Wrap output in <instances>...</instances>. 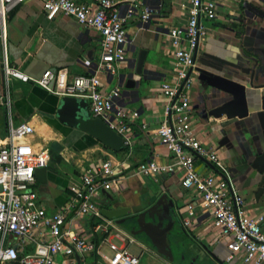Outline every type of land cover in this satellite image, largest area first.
<instances>
[{"label":"built area","instance_id":"1","mask_svg":"<svg viewBox=\"0 0 264 264\" xmlns=\"http://www.w3.org/2000/svg\"><path fill=\"white\" fill-rule=\"evenodd\" d=\"M24 1L0 0V62L6 85L17 79L58 96L84 97L90 114L100 116L123 137L124 145L129 144L130 111L118 104L119 86L101 89L99 73H115L119 62L126 59L130 44L126 25L133 20L148 23L159 13L161 0L156 7L138 0H40L48 19L59 14L69 16L101 36L98 59L83 62L90 72L75 75L71 82L66 68L32 77L9 63L8 14ZM216 18V0H189L184 24L167 29L175 75L161 83L166 99L164 119L154 133L171 153L173 162L160 165L148 160L137 163L134 170L136 174L155 176L181 168V185L194 196L178 209L182 224L189 228L197 214L208 213L212 226L219 230L218 241L227 250L225 263L264 264V229L247 217L243 197L223 176L198 171L195 166L196 155L206 156L211 162L219 159L218 152L204 146L196 133L189 99L195 55L207 34L201 21ZM33 131L31 124L21 122L0 141V264H87L88 257L92 259L90 264H140L146 249L131 251L132 244H141L102 214L98 200L101 189L117 188L129 163L109 155L90 162L69 184L66 200L49 212L38 201L34 174L36 167L48 165L49 155L46 150H36L31 139ZM96 235L100 239H95Z\"/></svg>","mask_w":264,"mask_h":264},{"label":"crops","instance_id":"2","mask_svg":"<svg viewBox=\"0 0 264 264\" xmlns=\"http://www.w3.org/2000/svg\"><path fill=\"white\" fill-rule=\"evenodd\" d=\"M138 1L151 7L159 4V0ZM244 2L259 11L248 10L243 6ZM216 4L217 18L201 21L207 34L195 55L189 99L194 109L193 127L202 144L216 150L219 159L211 162L206 156L196 155L195 166L198 171L223 176L243 197L247 217L257 221L264 229V173H258L249 165L248 145L253 129L246 126V118L227 119L224 113L203 118L200 113L202 96L208 88L197 79L198 70L204 69L203 63H213L216 68L214 71L233 78L246 77L227 62L248 66L251 62L245 55H257L264 51V0H216ZM188 5L189 0H161L159 13L153 15L148 23L137 20L129 22L126 32L130 44L127 46L126 59L119 62L113 75L99 73L101 89L108 91L119 86L118 104L130 111V143L117 154L87 133L63 125L55 118L60 96L31 82L17 79H11L6 85L0 62V141L17 124L28 122L32 125L34 131L31 139L36 150H46L49 155L46 188L51 194V208L46 206L49 212L64 202L68 196L69 184L78 179L80 170L90 162L108 155L113 159L126 160L129 166L123 169V178L119 183L122 186L129 182H142L143 174H136L134 170L139 162L154 160L160 165L173 162L171 153L159 142L154 129L164 119L166 99L160 88L161 83L170 81L175 75L166 31L184 24ZM100 44L101 36L97 30L79 25L69 16L59 14L48 19L40 0H25L9 11V63L32 77H40L46 70L66 68L67 79L71 82L75 75L90 72L83 62L85 59H98ZM141 48L146 50L144 68L148 70L147 78L141 81L138 94H123L117 75L127 70L129 61ZM209 54L227 62L211 59ZM250 90L247 85V91ZM228 98L229 96L210 103L208 110ZM223 134L228 136L231 146L219 145ZM51 142L60 145L57 156L52 158L48 150ZM182 175V169L176 168L172 172L153 176L177 200L178 209L194 198L192 191L181 185ZM188 229L197 242L206 244L215 254L224 256L227 253L225 246L218 241L219 230L212 226L208 213L197 214L192 218ZM140 264L146 262L141 261Z\"/></svg>","mask_w":264,"mask_h":264},{"label":"water","instance_id":"3","mask_svg":"<svg viewBox=\"0 0 264 264\" xmlns=\"http://www.w3.org/2000/svg\"><path fill=\"white\" fill-rule=\"evenodd\" d=\"M243 6L248 10L259 11L246 2ZM145 57L146 50L139 49L129 61L127 70L117 75L123 94H138L141 81L147 78ZM208 57L227 62L211 54ZM244 57L251 62L250 65L240 66L227 62L246 75L244 79L221 74L214 71L216 68L213 63H203L205 70H198L197 79L208 89L202 96L200 113L203 118L222 113L227 119L246 118V126L253 129L248 145L249 165L263 174L264 51ZM247 85L250 91H247ZM227 96V100L208 110L210 103ZM249 108L252 109L249 111ZM54 115L61 124L87 133L113 152H119L125 146L120 134L109 127L100 116L89 113L88 100L84 97L60 96ZM219 145L228 147L232 144L228 136L223 134ZM48 172V165L36 167L34 170L40 192L47 188ZM141 178L142 182H129L126 186L119 184L111 190L101 189L98 200L102 214L113 219L117 225L172 264H226L223 256L215 254L206 244L197 242L189 229L182 224L177 200L165 185L149 174H143ZM84 220V217L81 218V223ZM182 235L190 237L195 243L190 251L186 250V243L179 240Z\"/></svg>","mask_w":264,"mask_h":264},{"label":"rangeland","instance_id":"4","mask_svg":"<svg viewBox=\"0 0 264 264\" xmlns=\"http://www.w3.org/2000/svg\"><path fill=\"white\" fill-rule=\"evenodd\" d=\"M36 192L38 195V201L47 206L48 208H51V203H50V193L46 190L43 191H39V185L36 186ZM138 240V239H137ZM181 241L186 243V250L192 249L195 246V243L193 242V240H190V237H187L185 235L180 236ZM139 241V240H138ZM139 243L142 245L138 246L136 244H132L130 246V249L132 252L134 253H139L141 248L140 247H144L146 249L145 254L141 257L140 261H145L146 264H172L171 262H169L167 259H165L163 256H161L160 254L156 253L154 250H152L151 248L147 247L146 245H144L141 241H139ZM92 259L90 257H88L87 259V264H90Z\"/></svg>","mask_w":264,"mask_h":264},{"label":"trees","instance_id":"5","mask_svg":"<svg viewBox=\"0 0 264 264\" xmlns=\"http://www.w3.org/2000/svg\"><path fill=\"white\" fill-rule=\"evenodd\" d=\"M59 148H60V145L57 143V142H51L50 143V146H49V154H50V157L52 158L54 155H56L57 156V154H58V150H59ZM108 149V148H107ZM108 150H110V149H108ZM111 151V150H110ZM112 153H114V154H117L118 152H113V151H111ZM93 224V222H90V225L89 226H91ZM95 239H100V236L99 235H96L95 236Z\"/></svg>","mask_w":264,"mask_h":264}]
</instances>
